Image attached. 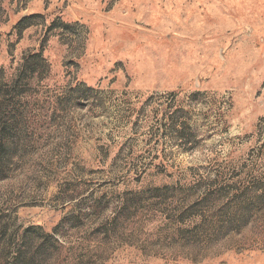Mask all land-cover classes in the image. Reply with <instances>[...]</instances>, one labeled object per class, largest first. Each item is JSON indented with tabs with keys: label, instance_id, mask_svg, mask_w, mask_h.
Listing matches in <instances>:
<instances>
[{
	"label": "rangeland",
	"instance_id": "374dc122",
	"mask_svg": "<svg viewBox=\"0 0 264 264\" xmlns=\"http://www.w3.org/2000/svg\"><path fill=\"white\" fill-rule=\"evenodd\" d=\"M0 133V264H264V0H0Z\"/></svg>",
	"mask_w": 264,
	"mask_h": 264
},
{
	"label": "trees",
	"instance_id": "16d2710c",
	"mask_svg": "<svg viewBox=\"0 0 264 264\" xmlns=\"http://www.w3.org/2000/svg\"><path fill=\"white\" fill-rule=\"evenodd\" d=\"M34 17H27V18H24L22 21H20L18 24H17V28L20 30V31H23L27 26V23L29 21H32ZM34 60H38V61H43V57L41 54H34L31 56ZM1 135V133H0ZM2 150V149H1ZM0 150V151H1Z\"/></svg>",
	"mask_w": 264,
	"mask_h": 264
}]
</instances>
